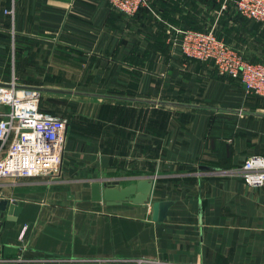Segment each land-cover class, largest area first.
Here are the masks:
<instances>
[{
    "label": "crops",
    "instance_id": "0c3cea01",
    "mask_svg": "<svg viewBox=\"0 0 264 264\" xmlns=\"http://www.w3.org/2000/svg\"><path fill=\"white\" fill-rule=\"evenodd\" d=\"M185 29L264 63V24L224 0H147L133 16L107 0H0V84L38 89L68 118L51 175L0 178L20 207L14 220L0 210V264H264V186L238 174L264 154V96L184 55ZM140 178L145 204L85 186Z\"/></svg>",
    "mask_w": 264,
    "mask_h": 264
},
{
    "label": "built area",
    "instance_id": "2783aa9c",
    "mask_svg": "<svg viewBox=\"0 0 264 264\" xmlns=\"http://www.w3.org/2000/svg\"><path fill=\"white\" fill-rule=\"evenodd\" d=\"M126 16H133L147 6V0H107ZM232 3L243 16L264 24V0H224ZM182 53L190 58L211 61L219 74L238 79L248 93L264 96V63L250 62L240 52L218 38L212 30L185 29L178 40ZM41 93L21 87L13 78L0 84V178H31L51 175L60 152V143L68 118L40 107ZM249 186H264V154H250L238 170ZM109 260H131L129 258ZM27 258L18 256L15 261ZM137 264L150 263L147 257L133 259ZM102 261H108L103 259Z\"/></svg>",
    "mask_w": 264,
    "mask_h": 264
},
{
    "label": "water",
    "instance_id": "95a60500",
    "mask_svg": "<svg viewBox=\"0 0 264 264\" xmlns=\"http://www.w3.org/2000/svg\"><path fill=\"white\" fill-rule=\"evenodd\" d=\"M117 180L114 181H86L85 186L91 189V198L93 200L103 199L108 204L130 203L134 205L145 204L149 201L152 188V181L147 178H140L136 182L126 186L116 187ZM170 201H154L151 204V217L155 221L163 220L166 216ZM7 207V218L14 220L15 215L20 211L16 200L0 198V210Z\"/></svg>",
    "mask_w": 264,
    "mask_h": 264
},
{
    "label": "rangeland",
    "instance_id": "374dc122",
    "mask_svg": "<svg viewBox=\"0 0 264 264\" xmlns=\"http://www.w3.org/2000/svg\"><path fill=\"white\" fill-rule=\"evenodd\" d=\"M41 108H43V109H47V108H45V107H42V106H40Z\"/></svg>",
    "mask_w": 264,
    "mask_h": 264
}]
</instances>
